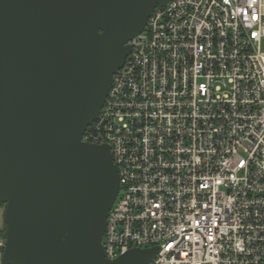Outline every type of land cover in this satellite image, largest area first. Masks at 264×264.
<instances>
[{"label":"built area","instance_id":"1","mask_svg":"<svg viewBox=\"0 0 264 264\" xmlns=\"http://www.w3.org/2000/svg\"><path fill=\"white\" fill-rule=\"evenodd\" d=\"M129 44L82 135L118 173L105 257L264 264V0H170Z\"/></svg>","mask_w":264,"mask_h":264},{"label":"water","instance_id":"2","mask_svg":"<svg viewBox=\"0 0 264 264\" xmlns=\"http://www.w3.org/2000/svg\"><path fill=\"white\" fill-rule=\"evenodd\" d=\"M170 0H0L1 264H147L103 252L119 189L106 144L82 140L113 75Z\"/></svg>","mask_w":264,"mask_h":264},{"label":"crops","instance_id":"3","mask_svg":"<svg viewBox=\"0 0 264 264\" xmlns=\"http://www.w3.org/2000/svg\"><path fill=\"white\" fill-rule=\"evenodd\" d=\"M3 214H4V209L0 207V232H1L3 225H4ZM0 259H1V255H0ZM0 264H1V262H0Z\"/></svg>","mask_w":264,"mask_h":264},{"label":"trees","instance_id":"4","mask_svg":"<svg viewBox=\"0 0 264 264\" xmlns=\"http://www.w3.org/2000/svg\"><path fill=\"white\" fill-rule=\"evenodd\" d=\"M0 235L5 237V224L3 225V228H2V230L0 232Z\"/></svg>","mask_w":264,"mask_h":264},{"label":"rangeland","instance_id":"5","mask_svg":"<svg viewBox=\"0 0 264 264\" xmlns=\"http://www.w3.org/2000/svg\"><path fill=\"white\" fill-rule=\"evenodd\" d=\"M263 46H264V44H263ZM1 208H3V206L1 207ZM1 236V235H0ZM3 237V236H2ZM5 238V237H4Z\"/></svg>","mask_w":264,"mask_h":264}]
</instances>
